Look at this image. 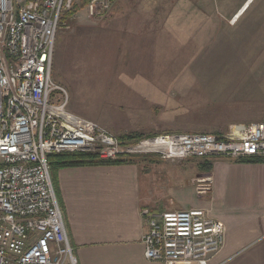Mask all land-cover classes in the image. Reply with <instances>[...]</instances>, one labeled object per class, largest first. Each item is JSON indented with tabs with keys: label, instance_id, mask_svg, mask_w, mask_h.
<instances>
[{
	"label": "built area",
	"instance_id": "obj_1",
	"mask_svg": "<svg viewBox=\"0 0 264 264\" xmlns=\"http://www.w3.org/2000/svg\"><path fill=\"white\" fill-rule=\"evenodd\" d=\"M115 0H88L104 17ZM75 0H0V264H78L51 174L49 155L88 153L102 161L156 155L264 157V121L232 125L223 135L159 133L121 138L68 107L52 78L57 35ZM73 13L72 17H76ZM198 188L211 190L207 179ZM144 255L162 264H211L226 244L227 225L207 208L141 209Z\"/></svg>",
	"mask_w": 264,
	"mask_h": 264
},
{
	"label": "crops",
	"instance_id": "obj_2",
	"mask_svg": "<svg viewBox=\"0 0 264 264\" xmlns=\"http://www.w3.org/2000/svg\"><path fill=\"white\" fill-rule=\"evenodd\" d=\"M199 4L200 12L190 13V1L115 0L103 18L82 19L58 47L56 42L57 58L71 66L91 57L100 67L108 63L111 72L125 75L127 99H134L137 91L140 100L155 97L165 83L178 84L186 73L178 65L181 31L207 37V1ZM182 9L186 13L181 14ZM134 159L54 171L78 264H162L144 255L145 206L154 211L207 208L227 225L225 247L211 264H264V160L172 162L156 155ZM197 178L207 179L211 190L198 188Z\"/></svg>",
	"mask_w": 264,
	"mask_h": 264
},
{
	"label": "rangeland",
	"instance_id": "obj_3",
	"mask_svg": "<svg viewBox=\"0 0 264 264\" xmlns=\"http://www.w3.org/2000/svg\"><path fill=\"white\" fill-rule=\"evenodd\" d=\"M188 1L190 13L203 8L199 4L203 0H179L182 5ZM206 1L207 37L181 31L178 65L186 73L179 76L178 84L165 83L155 97L140 100L137 91L134 99H127L124 74L111 72L114 68L108 63L98 66L92 57L67 65L61 56L57 58L56 49L52 78L67 89L69 109L119 137L181 132L223 135L232 125L264 121V0ZM87 3L75 0L73 11L65 14L57 47L77 22L92 19ZM73 13H77L74 18ZM185 19L181 24L186 28ZM135 102L153 105L131 104Z\"/></svg>",
	"mask_w": 264,
	"mask_h": 264
},
{
	"label": "trees",
	"instance_id": "obj_4",
	"mask_svg": "<svg viewBox=\"0 0 264 264\" xmlns=\"http://www.w3.org/2000/svg\"><path fill=\"white\" fill-rule=\"evenodd\" d=\"M142 135L139 134H128L123 135L121 138H132V137H139ZM135 159H130V161ZM243 162H254V161H262L264 160L263 157H251L245 159H237ZM49 162L51 165V174L53 183L55 186L56 193L58 194V187L57 183L54 179L53 173L58 167H65V166H79V165H88V164H105V163H124L127 162L125 160H118V161H102L97 159L94 155L88 153H53L49 155ZM58 196V195H57Z\"/></svg>",
	"mask_w": 264,
	"mask_h": 264
},
{
	"label": "bare ground",
	"instance_id": "obj_5",
	"mask_svg": "<svg viewBox=\"0 0 264 264\" xmlns=\"http://www.w3.org/2000/svg\"><path fill=\"white\" fill-rule=\"evenodd\" d=\"M235 20V18L232 20V21H234ZM59 199V198H58Z\"/></svg>",
	"mask_w": 264,
	"mask_h": 264
}]
</instances>
